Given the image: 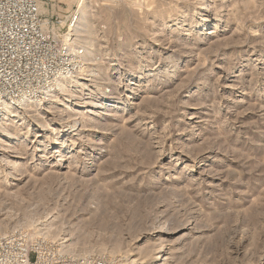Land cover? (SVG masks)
<instances>
[{
  "label": "rangeland",
  "instance_id": "1",
  "mask_svg": "<svg viewBox=\"0 0 264 264\" xmlns=\"http://www.w3.org/2000/svg\"><path fill=\"white\" fill-rule=\"evenodd\" d=\"M38 1L66 34L81 0ZM84 2L69 102L0 117V233L74 263L264 264V0Z\"/></svg>",
  "mask_w": 264,
  "mask_h": 264
},
{
  "label": "built area",
  "instance_id": "2",
  "mask_svg": "<svg viewBox=\"0 0 264 264\" xmlns=\"http://www.w3.org/2000/svg\"><path fill=\"white\" fill-rule=\"evenodd\" d=\"M72 25V24H71ZM44 25L38 0H0V104L20 108L48 95L64 76L79 70L81 49ZM51 29V31H50ZM1 104V105H2ZM55 244L0 233V264H94L72 262Z\"/></svg>",
  "mask_w": 264,
  "mask_h": 264
},
{
  "label": "bare ground",
  "instance_id": "3",
  "mask_svg": "<svg viewBox=\"0 0 264 264\" xmlns=\"http://www.w3.org/2000/svg\"><path fill=\"white\" fill-rule=\"evenodd\" d=\"M79 5H78V13H76L75 15H74V17H73V19L71 20V22H69V24H68V26H67V28H66V30H67V33L64 35H59V36H61L62 38H63V42H64V45H68L69 43H71V41H73L72 40V37L73 36H77L76 35V33H77V31L79 30L78 28H80V27H78V26H82L83 24H86L87 22H86V18H85V14H86V5H85V2H84V0H81L80 1V3H78ZM87 17V16H86ZM72 24V25H71ZM44 25H45V23H44ZM66 32V31H65ZM79 33V32H78ZM73 34V35H72ZM70 35H72V37H71V41H70V38H69V36ZM68 36V37H67ZM74 38V37H73ZM73 42H75V41H73ZM75 46H77V48L78 49H81L77 44H75ZM81 52H82V54H83V51H82V49H81ZM93 53V52H92ZM91 53V54H92ZM89 55H90V53H89ZM95 55H94V53H93V55L92 56H89L90 58H93ZM82 57H83V60H84V55H82ZM83 60H81V62H80V66H79V70L77 71V73H79L81 70H82V68L83 67H85V63H83ZM88 61V60H87ZM85 62H86V60H85ZM85 64V65H84ZM87 65H88V63H87ZM86 65V66H87ZM93 70V69H92ZM76 73V74H77ZM93 73V72H92ZM94 74V73H93ZM96 75V74H95ZM92 76V75H91ZM93 80V79H92ZM88 80H86V82H87ZM80 84V82H79V79H76V77H75V75H71V76H64V77H61L59 80H58V82H57V86L56 87H54L53 89H52V91L53 90H63V89H67V94H66V96H65V98H63L62 100H63V102H69V100H70V97L72 96L71 95V89L72 88H74V87H77L78 85ZM81 85V84H80ZM83 85V84H82ZM84 86V85H83ZM64 91V90H63ZM66 91V90H65ZM73 94V93H72ZM50 95H52L51 93H50ZM63 95V94H62ZM53 96V95H52ZM50 96L49 95H46V96H44V98H42V99H39L40 101V103H41V101H50L51 99L49 98ZM57 100V99H56ZM62 100H60V99H58L57 101H55L56 102V104H57V106H64L65 104L62 102ZM38 101V100H37ZM37 101H35V102H37ZM31 103H34V102H31ZM38 103V102H37ZM2 104V103H1ZM0 104V117L6 112V109H7V107L8 106H5V105H1ZM39 104V103H38ZM90 104V103H89ZM28 106V105H27ZM36 106H37V104H36ZM66 107V106H65ZM79 113V112H78ZM1 120V119H0ZM46 129V128H45ZM74 129V128H73ZM77 131V130H76ZM46 132V131H45ZM6 153V152H5ZM165 251L163 250V247H161L160 248V250L158 251V253H157V255H156V257H155V260L156 261H164V260H166L165 258H164V255H162L163 253H164Z\"/></svg>",
  "mask_w": 264,
  "mask_h": 264
}]
</instances>
